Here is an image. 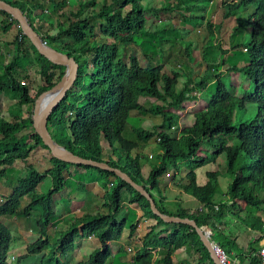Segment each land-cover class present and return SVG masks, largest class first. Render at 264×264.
Instances as JSON below:
<instances>
[{
	"label": "trees",
	"instance_id": "trees-1",
	"mask_svg": "<svg viewBox=\"0 0 264 264\" xmlns=\"http://www.w3.org/2000/svg\"><path fill=\"white\" fill-rule=\"evenodd\" d=\"M3 1L21 9L30 22L41 23L40 28L33 24V28L39 34L45 31L44 24L53 28L56 23L58 32L55 35L47 33L43 36L47 47L75 59L79 65L74 86L50 116L49 130L54 140L81 158L108 163L110 167L120 169L136 184L145 186L147 190L160 187L169 170L179 173L181 164H185V183L176 184V189L199 203L203 208L202 213L196 211L188 214L182 205L171 208L166 195L161 194L156 201L152 193L160 213L194 220L199 227L209 226L217 233L216 241L230 258L238 259L239 264H264L256 254L264 239V221L259 215L261 205L264 204V0H238L237 4H229L228 11L233 14L241 7H254L255 14L244 23L245 27L251 30V43L246 48L249 62L243 68L237 69L235 66L230 71L245 73L254 85V91L238 97L236 91L230 90L223 82V75H217L215 97L205 110L193 113L192 125L182 128L177 138L173 137L171 131L178 126V112L183 109L185 103L196 100L191 92L205 87L211 74H208L204 81L194 84L192 79L186 80L182 89L176 92L179 73L174 72L170 76L163 73L162 66L143 68L135 56H129L127 60L121 56L120 45L124 47L133 45L137 36L143 35L146 31L147 9L143 5L145 0H72L69 15H66L61 8L67 4L65 0L58 2L50 0L48 8L42 3L32 4L29 0ZM173 2V5L168 4L164 8L150 10L154 13L173 12L181 5L188 6L191 2H197L199 6L204 3L208 7L211 0H173ZM88 7L92 9L89 10ZM73 8L77 9L74 11ZM39 10L42 13L37 14ZM0 13L11 19V21L6 20L1 27L2 31L7 33L18 21L6 12ZM199 17L200 21L206 19V15ZM62 18L65 21H62ZM242 27L241 22L233 29L232 42L237 40ZM172 29L173 26L163 25L160 31L168 35L171 34ZM98 30L113 43H99ZM19 33L24 38V42L20 43L16 38L12 60L1 66L0 93L18 92L20 97L17 98V102L20 107L24 109L25 105H29L33 114L38 97L54 87L64 76L66 69L53 65L41 56L21 28ZM154 33L157 34V31ZM157 39L160 45L164 43L162 38ZM150 44L152 43L147 44L149 54L145 55V58L152 62L158 55L155 51L156 47L154 46V49ZM29 48L39 60H42L40 74L44 84L37 98L30 95L31 87L22 84L16 76L19 74L17 70L34 67L30 56H24ZM208 72L210 73V67ZM141 97L147 100L142 103ZM149 98H154L157 102H150ZM252 105L257 107V112L250 120L246 114ZM132 111L143 115L150 114L153 118L162 117L153 131L143 128L134 129L138 143L123 136ZM21 112L22 116L12 114L14 116L12 120L0 113V165L11 164L16 160L28 161L33 151L40 147L50 150L42 137L33 129L32 115L24 117ZM26 129H32V133L28 137L20 136ZM154 137L159 138L161 154L157 164L151 167L148 178H144L140 155L137 153L138 155L133 157L132 152H138L141 143L148 142ZM231 139H237L238 144H232ZM102 140L110 146L108 153L103 149ZM115 141L127 153L124 158L118 157V161L110 157V153L116 155L118 153L114 145ZM201 146H209L212 152L208 151L206 159L193 161L197 159V152L200 151ZM110 150L112 152L109 153ZM107 155L109 156L106 159ZM223 156L226 159V174L230 178L227 194L229 199L218 202L217 197L222 195L220 172H207L208 182L205 186H200L196 183L195 170L211 163L215 164ZM50 164L51 167L45 174L53 177L52 190L47 194L38 191L45 181V176L35 165H30L28 176L18 180L11 196L0 204V218L16 217L20 200L25 197L30 199L25 215L29 216L35 209L37 213L42 214L38 226L41 230L39 231L41 238L28 247L27 253L19 258L17 263L22 259L49 251V256L52 255L51 257L54 258V264H69L58 257L59 251L63 252L64 257L74 251L75 241L81 237L82 232L84 236L97 238L102 247L80 264H108L109 261L115 264H127L128 255L125 248L121 247L118 260L114 258L112 248V243L122 241L127 228V220L118 218L126 192L129 196V204L136 205L142 211L144 220L155 223L143 238L142 248L135 255L132 264H173V253L187 247L195 250L197 258L193 264H215L208 248L194 228L185 224L162 221L153 214L147 198L116 173L84 165L78 167L95 172L105 182V186L112 184L113 188L105 194L107 197L105 205L109 213L83 217L76 224L69 226L57 247L52 246L49 231L56 226L60 218L55 211L54 196L68 183V178L71 176L70 168L74 165L56 158H52ZM237 201L246 202L247 206L251 207V210H246V216L240 217L231 210V207L238 206ZM227 215L232 219L237 218V222L244 225L251 233V241L247 247H240L237 238L227 235L222 230L223 225L229 223L225 219ZM136 225H129L130 238L135 235ZM159 226L163 228L157 231ZM11 241L9 230L0 224V264H9L7 254ZM50 248L54 249L53 254ZM157 249L162 250L163 255L156 259L154 251Z\"/></svg>",
	"mask_w": 264,
	"mask_h": 264
},
{
	"label": "rangeland",
	"instance_id": "rangeland-1",
	"mask_svg": "<svg viewBox=\"0 0 264 264\" xmlns=\"http://www.w3.org/2000/svg\"><path fill=\"white\" fill-rule=\"evenodd\" d=\"M9 1L10 2H15V1L25 2L26 0H9ZM49 1L50 0H29V2H31L32 4L42 3L45 8L49 7V3H50ZM56 1L58 2V1H62V0H56ZM65 1L67 2V4L65 6H61V8L63 9V12L66 15H69L70 11L72 9V7L70 6V2L72 0H65ZM168 4L173 5L174 4L173 0H145V1H143V5L147 9L146 31L143 35L137 36L135 43L133 45H130L128 47H124V46L120 45L121 56L125 57L126 60L129 56H135L136 58L139 59L141 66L143 68H146L148 66L149 67L162 66L164 68L163 73H166L170 76H172V74L174 72L179 73L180 79L177 80V85L175 86V91L178 92L182 89L184 82L186 80H188L187 71H186L188 61L186 58H191L189 61L193 62V57L190 55L189 52H187V55L185 53L186 45L184 42L188 39V36H187L188 34H184L182 36V39H181V35H176L174 32H172V31H176V32H179V34H181L180 32L184 31V30L180 29L181 28L180 23L184 21L183 17H180V15L165 14L163 12H160V14L155 15V13L152 14V11L150 10L152 7L153 8H164ZM227 5L228 4H226V6ZM241 8L244 9L245 13L242 14V15H244L243 17H239L240 22H238V24L242 22L243 27L240 29V31L237 35V42L240 45V49L238 50L237 53H234V56L236 57V61H238V63L235 65V66H237V69L245 67L249 62V60H248L249 57L243 51V49H246L251 43V30L247 29L245 27L244 23L247 20H249L251 15L255 14L254 7H245V8L241 7ZM76 9L77 8H73L74 11ZM88 9L91 10L92 8L88 7ZM97 11H99V8H97ZM40 13H42L41 10H39L37 12V14H40ZM162 14H164V15H162ZM183 14L184 15H190V12H183ZM209 18H210V16H209ZM254 20H255V18H254ZM7 21H9V20H7ZM62 21H65L64 18H62ZM4 23H6V21L0 22V34L3 32L1 26ZM33 24H35L38 28H40V26H41V23H39V22H33ZM163 25H167L168 27H172V26L174 27V29L170 30L171 34L166 35L160 31V30H162ZM44 26H45L44 27L45 31L41 34L42 38L47 33H49L50 35H55L58 32V28L56 26V23H55V26L53 28L50 27L48 24H44ZM177 27H178V30H176ZM202 27L197 28V30H199V33L191 35L192 40L194 42H197L196 46H195V50L200 49L203 46V51H201L197 54H196V52H194V53L191 52V54H193V56H195L196 60L201 62V63L199 64L195 61L193 64H191V66L193 67V69H195V68L199 69V73L201 74L199 78H203L205 75L207 77L208 74H211V76H209L210 80L207 81L208 83H211V85H209L208 87L206 85V87L202 91L200 90L201 91L200 97H201V100L204 102L202 104H209L210 101L212 100V98L215 97V95L217 93V86H216L217 75H221V73L220 72L205 73V75H204V73L200 71V66L207 64L210 67H212V65H218V66L223 67V63L218 61L213 56L214 49L211 47V45L208 44V38H207V34L209 35V30H208V28H205L203 30ZM155 31H157V34L154 33ZM3 33H5V32H3ZM3 35L8 36L9 34L6 33ZM157 38H162L164 43L162 45H160L159 39H157ZM9 39H12V38H9ZM97 41L99 43H105V42L110 43V44L113 43L112 41L105 38V36L102 33H100L99 30L97 33ZM148 43H152L150 45L154 49L156 47L155 51L158 55V57L154 58V60L152 62H150L149 59L145 58V55L149 54L148 53V46H147ZM160 47H161V49H160ZM205 47H206V51H207L208 57H209L208 60H203V53H204ZM224 47H225V44L223 42L221 49ZM10 54L11 53H9V52L6 53V56H8V58H7L8 62H10L11 58L14 55L13 53H12V55H10ZM26 55L30 56V58L32 59L34 67L30 66V67H27L25 70H21V71L17 70V73H19V74L16 76L19 79V81H21L22 83H26L31 87L30 95L33 98H37V96L40 92V89L44 84L42 77H41V74H40V70L42 68V66H41L42 60L36 59L34 53L31 52L30 48H29V51L25 52L24 56H26ZM184 61L186 62V65L184 64ZM174 62H176L177 64H174ZM191 66H190V68H192ZM206 69H207V67H206ZM205 71H207V70H205ZM230 71L231 70H229L228 72H230ZM26 72H28V73H26ZM228 72H225V75L222 78V80L224 79L223 82H225L227 84L228 88L229 87L231 88L233 86L232 76ZM56 73L58 74V71ZM235 73H237V72H235ZM237 74H238V78H236V79H237V83L241 86V92H243V93L253 92L254 91V85L248 79L246 74L243 72H238ZM232 90H234V89H232ZM18 97H20L18 92L16 93V92L7 91V92L0 93V99H2V103H0V108H4L6 110V111H3L2 113L0 112V113L4 117H7L9 120H12V118L14 117L12 115L13 112L15 113L16 116H22V115H20L21 110H22L21 114H24V115L28 114L29 116L32 115L31 114V107L29 105H25L24 109H22L20 107L19 102H17ZM146 100H147V98H144V97L140 98V102H142V103L145 102ZM148 100L150 102H154V103L157 102V100L154 98H149ZM197 100H199V98H197ZM189 103H192V102H189ZM146 104H149V103H146ZM186 104L187 103L184 104L185 106L183 105V110L187 108ZM205 107H206V105L201 106V104L195 103V106L192 108V110H193V112L195 110L199 111L201 109H204ZM7 110H10L12 113L10 111H7ZM256 112H257V107L252 105L249 107V110H248L246 116H249V119L251 120L255 116ZM135 114H136V111L130 112V117L128 118V120L126 122V127L124 130L123 136L127 140L138 143L139 142L138 138H137L138 136H137V134L134 133V129L135 128H144V129L148 130L146 128V127H148L150 130L153 131L154 129L151 127V123H152V125H155V123L162 120V117L159 115L160 117L156 116L153 118L150 114H147V115H140V114L135 115ZM181 114L182 113L180 112L179 116H181ZM192 119H193V117H192ZM192 119L184 118V117H182V119L179 118L178 123L180 122V125L174 127V130L171 131V133L173 134V137L174 138L178 137V134H179L178 129H181V128L187 127V126H191L192 125V122H191ZM25 133L31 134L32 129L25 130L24 132H22L20 134V136H24ZM153 140H154V142H152L151 144H150V142L143 143L142 146L147 147V145H148L147 150L140 148L138 150V152L137 151L132 152L133 157L137 156L138 155L137 153H139L140 162H141V170H142V172H144V170L146 168H149L148 176L150 173V168L157 164L159 154H161V148L158 144L159 138L154 137ZM231 143L234 145L238 144V140L237 139H231ZM104 145H105V143H104ZM114 145H115L116 149L118 150V153L116 155L112 152V150H110L109 153L112 152V153H110V157H114L115 160H117L118 157H120V156L124 158L127 155V153L118 145V143L116 141L114 142ZM107 147H108V149L110 148V146L108 144H107ZM207 148H209V146H201L200 151L197 152V159H194L193 161H199V160L208 158L207 153H208V151L212 152V149L207 150ZM42 149H46V148H42ZM46 150H48V149H46ZM49 155L51 156V152H49ZM30 163L35 165V167L38 170H40L39 154H33L32 158L30 159ZM184 165L185 164H181V168H180L181 171L179 173H177L173 170V172L175 173L174 178H173V173L166 175L161 182L160 188L154 190V193L159 192V193L163 194L164 193L163 190L166 187L165 184L167 186H169L172 178H173V181L175 182V184H179L180 182L185 183V181H184V168H185ZM142 167H143V169H142ZM226 169H227L226 159L223 156V157H221V161L219 162V171H218V172H220V184H221V188H222V195L220 197H217V199H216L218 202H221V201L224 202V201H227L229 199V196L227 194H228V187H229L228 185L230 182V178L226 174ZM207 170L208 171H214L213 163H211L209 165H205L199 169H196L195 172L197 175L205 177V181H206ZM2 174L3 173H1V175ZM28 174H29V172H28ZM27 176L28 175H26L25 177H27ZM2 178L3 177L0 176V180ZM71 184L74 186L77 185L74 181H72ZM42 186L45 189H48L47 191H45L42 194H47L50 190L53 189L52 180L51 179L46 180ZM112 188H110V189H112ZM38 191L41 193V191L39 189H38ZM71 192H73L74 194L79 193V191L77 192L76 189H73V191L71 190ZM168 192H169V190L167 189L166 194H168L167 196L171 197V194ZM107 193H109V192H107ZM104 197H105V195H104ZM127 197H128V194L126 192H124L123 204L125 202H127ZM154 198L156 199V201H158L156 194H154ZM106 201H107V197H105V199H103L104 204L106 203ZM237 204H238V206H235L233 208L231 207V210L233 211V213L235 211V213H237L240 217L246 216V214H247L246 210H251V207H248L246 202L237 201ZM80 206H81L80 204L75 203L73 206V209H78V208H80ZM193 206L196 207V204H194ZM125 208H126V205H125ZM191 208L192 207H189V209H191ZM90 211H94V209H91ZM106 213L108 214V208L106 207V205H103L102 208L98 211V214L103 215ZM84 214L87 215L90 213H86V211H85ZM259 215L263 218V221H264V204L261 205V211H260ZM41 216H42V214L37 213V209H35V211H33V213H30L29 218H24L25 222H24V225H22V226H24V229H28L29 231H32V233L33 232H39L38 226H39L40 220L42 219ZM80 216H82V214H79L78 218H80ZM72 217H74V215H72ZM76 221L77 220H75V222ZM78 221H79V219H78ZM233 221H235L236 224H235V226H233L232 230H234V231L237 230L240 233L239 242H238L239 246L241 247V246L246 245V244H247L246 246H248L249 242L251 241V233L248 231V229L244 225L237 222V218L229 220L230 223ZM12 222L13 221H11V219H8V218H2L1 219V223L10 231L11 238H12V241L10 244L9 255H8V257H9L8 263L9 264H15L13 262L14 258L12 259V251L15 250L16 247H22V244H21L22 242H21V238L19 236V231H18L19 226L16 223H12ZM230 223H228L227 227H228V229H230V232H231L232 226L230 225ZM14 226L16 227V229L14 228ZM129 231H130V228L125 229V233H126L125 237H128ZM60 233H62V230L60 231ZM64 235L65 234L62 233V236L57 240L52 238L50 241L52 246L57 247L60 244V241L62 240ZM233 238H237V237L233 236ZM263 242H264V239L260 243V247H261V244ZM86 246L94 247L93 243L90 240V237H89V239L79 238V239H77V241H75V247L79 248V250L83 254L87 253L86 255L90 257V254L92 252H87L84 249V247H86ZM53 250H54L53 248H50V251L52 254H53ZM73 252H71L68 255L70 264L71 263L72 264H80L81 262L79 261V254L78 253L76 255H74L73 258H71V254ZM115 252H118V249L116 247H114L113 256H115L114 255ZM59 253H62V251H60ZM25 254H26V251L24 253H22L21 255H19L18 257H22ZM162 255L163 254H161V256ZM51 256H49V251H45L40 255L28 257L25 262L21 261L20 264H24V263L25 264H54L55 263L54 258ZM62 256H63V259L65 260L66 257L64 258L63 253H62ZM131 256H132L131 257L132 262L129 261V264L133 263V259L135 257L134 255H131ZM89 257L85 258L83 261H87L89 259ZM108 264H114V263L112 261H109Z\"/></svg>",
	"mask_w": 264,
	"mask_h": 264
},
{
	"label": "crops",
	"instance_id": "crops-1",
	"mask_svg": "<svg viewBox=\"0 0 264 264\" xmlns=\"http://www.w3.org/2000/svg\"><path fill=\"white\" fill-rule=\"evenodd\" d=\"M231 1L232 0H211V2H209L208 7H206V5L204 3L202 4V6H199L196 4L197 2H191L188 6L182 5L181 7H179L177 10H174L173 12H170V11L163 12L165 14L180 15V17H183L184 21L180 23V25H181L180 29H182L184 31L180 32L181 34H179V32H176V31H174V33L176 35H181V39H182V36L184 34H188L187 35L188 39L184 42L186 45L185 53H186V55H187V52L190 53V55L193 57V62L189 61V59H191V58H187L188 65L186 67V71H187V78L192 79L193 84L196 82H199L201 80L204 81V79L206 78L205 73H209L208 67H210L207 64H206L207 66L203 65V66L207 67V69H205L207 71H205L204 69H202V65H201L200 71L203 72L205 76L203 75L204 76L203 78H199L201 75L199 73V69H197V68L193 69V67L191 66V64H193L195 61L199 64L201 63V62L196 60V58H195V56H193V54H191V52H193V53L196 52V54H197V53L203 51V46L200 49L195 50V46H196L197 42H194L191 38L192 34L199 33V30H197V28H199V27L203 26L202 27L203 30L205 28H208V30H209V35L207 34L208 44L211 45V47L214 49L213 56L218 61L223 63V67L218 66V65H212V67H210V73L213 72V69H216L217 72H220L221 75H223L222 76V78H223L225 75V72H228L229 70L233 69L235 67V65L238 63V61H236V57L234 56V53L238 52V50L240 49V45L237 42V40L232 42V32H233V29L238 25L239 17H243L244 15L240 16L238 14V10H236L233 14L228 13L229 4L231 3ZM226 4H228V5L226 6ZM188 7H190V8H188ZM152 9H153V7L151 8V10ZM240 9H242V8H240ZM243 11H244V9H243ZM183 12H190V15H184ZM153 13L154 12H152V14ZM244 13H245V11H244ZM156 14H160V13H155V15ZM162 15H164V14H162ZM200 15H206V19L203 21H200V17H199ZM209 16H210V18H209ZM7 18H8L7 15H3V13H0V22L6 21ZM8 20H10V19L8 18ZM176 30H178V27ZM3 34H6V33L2 32L0 34V69H1L2 65H6L9 63L8 59H7L8 56H6V53L9 52V53H11L10 55H12L13 52L15 53L13 44L16 41L17 30L12 28L11 30H9L7 32V34H9L8 36H4ZM9 38H12V39H9ZM223 42L225 44V47L221 49ZM244 50L245 49H243V51ZM35 58L39 60L38 56H36V55H35ZM208 59H209V57H208V53H207L206 47H205V50L203 53V60H208ZM11 60H12V58H11ZM184 64L186 65L185 61H184ZM190 66L192 68H190ZM228 73L231 74L232 83H233V86L231 88L230 87L229 88L231 90L234 89L236 91L238 97H242L246 92L245 93L241 92V86L237 83L236 78H238V74H237L238 72L237 73L228 72ZM178 79H180V77ZM206 85L208 87L209 85H211V83L207 82ZM206 85H205V87H206ZM205 87L201 88V90H203ZM0 103H2V99H0ZM195 103L201 104V106L206 105V107L208 105V104H202L204 102L201 100V97H200L199 100L196 99L192 103H187L186 104L187 108L184 109L183 111H181L182 114H181V116H179V118L182 119V117H184V118L192 119L193 113L196 112V110L194 112L192 110V108L195 106ZM206 107L204 109H201V110H205ZM201 110H199V111H201ZM3 111H6V110L4 108H0V112L2 113ZM7 111H10V110H7ZM178 113L180 114V112H178ZM12 114H15V113L13 112ZM137 114L138 113H136L135 115H137ZM140 115H143V114H140ZM28 116H29L28 114L24 115V117H28ZM191 122H193V119ZM155 125H156V123H155ZM155 125H152V123H151V127L153 129H154ZM178 125H180V122L178 123ZM146 128L148 129L147 131H152L148 127H146ZM144 130H146V129H144ZM180 130L181 129H178V133L180 132ZM146 142L147 141H145L144 143H146ZM148 142H150V144H151L152 142H154V140L152 139ZM104 143H105V145H104ZM106 143L107 142L102 140L103 149H104V151H106V153H108V150H109L107 147L108 143L107 144ZM142 145H143V143H141V148H143L145 150L148 149V145H147V147L142 146ZM209 149H211V148L210 147L207 148V150H209ZM34 154H39V163H40V171L39 172L44 173L45 171L49 170V168L51 167V164L49 167V161H48L51 158V156L49 155V151L46 149L40 148ZM108 156L109 155L106 156V159L108 158ZM219 159H218L219 161L217 160V162L215 164H213L214 171H208L207 170V172H218L219 171V162L221 161V157ZM142 169H143V167H142ZM148 170H149V168H146L144 170V172H142L144 178H148ZM150 170H151V168H150ZM28 172H29L28 164L24 161H16V162H14L13 165H11L9 167H4V169L2 171H0V176L3 177L0 180V194L3 193L7 196L10 195L12 188L15 186L16 182L22 178H26L25 176L28 175ZM70 172H71V176L68 178L69 179L68 183L62 189L61 192H59L58 194H56L54 196L55 211H56L57 216H59L60 218H58L59 221L56 223V226L52 227L51 230L49 231V236L51 239L52 238H54L55 240L59 239L62 236V233H64L65 231L68 230L70 225L76 224L78 219L81 220L83 217L93 215V214H98V211L102 208L103 205H105L103 202V199H105L104 195L107 192H109L110 188L113 187L112 184L105 186V184H104L105 182L103 180H101V178L95 172L87 171V170H84V169L79 168V167H71ZM207 172H206V174H207ZM1 173H3V174L1 175ZM171 173H173V178H174L175 173L173 172V170H169L166 175H169ZM196 177H197L196 183L199 184L200 186H205L207 184L208 178L205 181V177H203V176L196 174ZM173 178H172L169 186H167L165 184L166 187H165L164 193H163L164 195L167 196L168 194H166V191H167V189L169 190L168 193L171 194V197L170 196H167V197H168V202H170L171 208H176L177 205H182L184 207L186 213H188V214H193V213H196V211H199L200 208H202V206L199 203H197L195 200H193L190 196L183 194L180 190H177L176 184L173 181ZM48 179L52 180V185H53V178L51 177V175H47L45 181ZM219 180H220V177H219ZM72 181H74L77 185L76 186L72 185L71 184ZM42 185L39 188V190L41 191V193H44L48 189H45ZM158 188H160V187H158ZM73 189H76L77 192L79 191V193L74 194L73 192H71V190L73 191ZM152 193H153V195L156 194L157 197H159L161 195V193H159V192L154 193V190H152ZM123 202H122L123 208L120 211V213L118 214V218H119V220H127L128 224H127L126 229L129 228L130 224L131 225L137 224L136 225L137 230L135 232V235L132 238H130V234L128 235V237H125V234H126L125 233L122 241L112 243V247H113V250H114V247H116L118 249V252L114 253V255H115L114 258H116V260H118V258H119L118 253L121 250V247H124L126 250V253L128 255L127 256V262H128L127 264H129V261L132 262V259H131L132 256L131 255H134V256L136 255V253L139 251V247L142 244L143 238L148 233V230L152 226L155 225V223L153 221L144 220L142 211L138 207H136V205L129 204V196L127 197V202H125L124 204H123ZM75 203L80 204L81 205L80 208L73 209V206ZM25 204H26V200L24 199L21 202L22 209H24ZM194 204H196V207L193 206ZM125 205H126V208H125ZM189 207H192V208L189 209ZM91 209H94V211H90ZM84 210L86 211V213H90V214L85 215ZM108 213H109V210H108ZM79 214H82V216H80V218H78ZM72 215H74V217H72ZM103 215H107V213L103 214ZM24 218H27V217H25L24 215H18L17 217H15V220H13V223H16L19 226L18 231H19V236L21 238V242H22L21 243L22 247H16L15 250L12 251V255L14 257H18L19 255L24 253L29 245L36 243L41 237L38 232L32 233V231H29L28 229H24V226H22V225H24V222H25ZM225 219L227 221H229L232 218L227 215ZM75 220H77V221L75 222ZM235 224H236L235 221L230 223V225L232 226L231 232H230V229H228V227H227V225H228L227 223H226V225H223L222 230H224V232H226L227 235L230 234L232 236H236L237 240L239 242L240 233L237 230H235V231L232 230L233 226H235ZM14 228L16 229L15 226H14ZM162 228H163V226H159L157 228V231L161 230ZM61 230H62V233H60ZM80 234H81L80 238L89 239V237L84 236L82 232ZM90 240L93 243L94 247H90V246L84 247V249L87 252L93 253L95 250L100 249L102 247L100 241L97 238L90 237ZM76 241H77V239H76ZM246 245H243L242 247H247ZM129 248L133 249L132 253L128 252ZM62 253H59L58 257L63 259ZM70 253H68L66 255L65 260L63 259V261H67L69 264H70V262H69L68 255ZM77 253L79 254V261L80 262H83V260L85 258L89 257L86 255L87 253L83 254L79 250V248L75 247L74 252L71 254V258H73V256L76 255ZM154 254H155V258L157 259V258L161 257V254H163V252H162V250L157 249L154 251ZM196 258H197V256H196L195 250L193 248H188V247L177 250L172 255L173 264H187V263L193 264L195 262Z\"/></svg>",
	"mask_w": 264,
	"mask_h": 264
},
{
	"label": "water",
	"instance_id": "water-1",
	"mask_svg": "<svg viewBox=\"0 0 264 264\" xmlns=\"http://www.w3.org/2000/svg\"><path fill=\"white\" fill-rule=\"evenodd\" d=\"M0 10L10 14L21 23L22 29H24L28 38L39 50L41 56L46 58L53 65L64 67L66 69L61 80L36 100L33 113L34 128L36 132L42 137L44 143L49 146L52 157L72 165L92 166L116 173L122 180L129 183L141 195L147 198V200L150 202L153 214L162 221L172 224H185L194 228L197 234L200 235L204 245L208 248L214 263L223 264L213 250V242L216 241L217 233L212 228L209 226L199 227L194 220H190L188 218L181 219L161 214L157 208L156 201L152 197V188L147 190L145 186L136 184L130 178V176L120 169L110 167L108 163H98L93 160L81 158L63 146L59 145L54 140L49 130V119L54 109L60 104L70 89L74 86L78 77L79 65L76 63L75 59L69 58L68 56L58 53L57 51L47 47L42 39V36L32 27L27 15L22 12L21 9L11 6L6 1L0 0ZM216 243L220 244L217 241Z\"/></svg>",
	"mask_w": 264,
	"mask_h": 264
},
{
	"label": "clouds",
	"instance_id": "clouds-1",
	"mask_svg": "<svg viewBox=\"0 0 264 264\" xmlns=\"http://www.w3.org/2000/svg\"><path fill=\"white\" fill-rule=\"evenodd\" d=\"M238 3V0H232L231 1V3L230 4H237ZM1 11V10H0ZM3 12V11H2ZM238 14L240 15V16H243L242 14H244V11H243V9H238ZM14 18V17H13ZM10 19V18H9ZM15 19V18H14ZM8 20V19H7ZM17 20V19H16ZM10 21H11V19H10ZM18 21V20H17ZM30 22V21H29ZM31 24H32V27H33V23L32 22H30ZM17 25H21V23H19V21H18V23H16L15 24V27H14V29H16L17 30V36H16V38H18L19 39V35H21L20 33H19V29H17ZM22 26V25H21ZM2 27V26H1ZM37 27V26H36ZM22 29V28H21ZM22 32H24V34L25 35H27L26 33H25V31H24V29H22ZM41 35V34H40ZM43 39V38H42ZM30 40V39H29ZM31 41V40H30ZM43 41L45 42V45L47 46V43H46V41L43 39ZM19 42V41H18ZM244 52L247 54V49H245L244 50ZM187 59V58H186ZM190 60V59H189ZM174 64H177L176 62H174ZM203 66V65H202ZM178 68V67H177ZM209 68V67H208ZM215 72H217L216 71V69H213V72L212 73H215ZM22 83V82H21ZM22 84H26V83H22ZM28 85V84H27ZM191 87H193V85H190ZM202 91V90H201ZM201 91L200 90H195V91H192L191 92V95L192 96H195V98L197 99V98H199L200 99V93H201ZM194 92H196L197 93V95H194ZM1 93H3V92H1ZM41 96V95H40ZM39 96V97H40ZM197 96V97H196ZM38 97V98H39ZM193 102V101H192ZM36 103V102H35ZM187 103H189V102H187ZM34 108H35V106H34ZM183 110V109H182ZM181 110V111H182ZM180 111V112H181ZM33 113H34V111H33ZM15 115V114H14ZM29 117V116H28ZM192 117H193V115H192ZM32 118H33V114H32ZM193 123V122H192ZM32 127H33V129H35L34 128V122H33V125H32ZM184 128V127H183ZM182 129V128H181ZM27 130V129H26ZM173 130H174V128H173ZM35 132H36V130H35ZM30 133V132H29ZM37 133V132H36ZM180 133V132H179ZM25 136H29V134H24ZM105 141V140H104ZM40 148H43V147H40ZM40 148H38V149H36L35 151H33V153H32V155H31V157L28 159V161L26 160V161H24V162H26L27 164H28V168H29V166L30 165H33V164H31L30 163V159L32 158V156H33V154L37 151V150H39ZM49 152H51L50 150H48ZM53 157H52V154H51V158L48 160L49 161V167H50V160L52 159ZM16 161H21V160H16ZM15 161V162H16ZM14 163L12 162L11 164H6V165H0V171H2L3 169H4V167H9V166H11V165H13ZM70 164V163H69ZM73 167H78V165H74ZM71 169V168H70ZM38 170V169H37ZM38 171H40V170H38ZM48 171V170H47ZM46 172V171H45ZM45 172L44 173H41V174H43L44 176H45V179H46V176H47V174H45ZM53 178V177H52ZM15 187V186H14ZM13 187V188H14ZM41 187V186H40ZM13 188H12V191H13ZM53 188H54V181H53ZM12 191H11V193H10V195H5V194H0V204L1 203H4L5 202V200L7 199V198H9L10 196H11V194H12ZM26 200V204H25V207H24V209H22V207H21V202H22V200ZM29 201H30V199L28 198V197H25V198H22L21 200H20V206H19V209H18V211H17V214H16V217L18 216V215H24L25 217H27V218H29V216H27V215H25V209H26V207L29 205ZM201 209V208H200ZM202 210H203V208H202ZM200 211V210H199ZM201 213H202V211H201ZM1 219L2 218H0V224L3 226V227H5L2 223H1ZM8 219H11V221H13V220H15V217L14 218H8ZM13 223V222H12ZM40 223V222H39ZM6 228V227H5ZM38 229H40V228H38ZM39 231H41V230H39ZM10 232V231H9ZM39 233V232H38ZM11 235V234H10ZM40 235V234H39ZM41 238V237H40ZM38 242V241H37ZM36 242V243H37ZM35 244V243H34ZM33 245V244H32ZM29 246H31V245H29ZM28 246V247H29ZM28 247H27V249H28ZM27 249H26V253H27ZM42 254V253H41ZM137 254V253H136ZM7 255H9V253L7 254ZM37 255H40V254H37ZM33 256H36V255H33ZM7 258H9V257H7ZM14 258V263L15 264H20V262L21 261H26V259H22V260H20V262L19 263H17V260L19 259V258H21V257H14L13 255H12V259ZM17 259V260H16ZM43 262V261H42ZM82 263V262H81Z\"/></svg>",
	"mask_w": 264,
	"mask_h": 264
},
{
	"label": "built area",
	"instance_id": "built-area-1",
	"mask_svg": "<svg viewBox=\"0 0 264 264\" xmlns=\"http://www.w3.org/2000/svg\"><path fill=\"white\" fill-rule=\"evenodd\" d=\"M20 28H22V26L21 25H17V29H20ZM18 41L20 43L24 42V38H22V36L19 35ZM202 69L205 70L206 66H202ZM194 95H197V93L194 92ZM216 209H218V206H216ZM201 211H202V208L200 209V213H201ZM141 248H142V244L139 247V250ZM213 250H214V252L216 253L217 257L220 259V261L223 264H239L238 260L230 258V256L227 254V252L221 247L220 244H217L216 241L213 242ZM128 252L132 253L133 249L129 248ZM256 254L261 258V261L264 262V242L261 244V247H260V249H258ZM249 257H250V255L247 256V258H249Z\"/></svg>",
	"mask_w": 264,
	"mask_h": 264
}]
</instances>
